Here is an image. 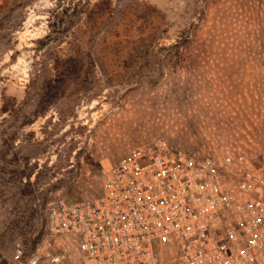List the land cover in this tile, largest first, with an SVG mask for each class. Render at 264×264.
Instances as JSON below:
<instances>
[{
  "label": "rangeland",
  "instance_id": "obj_1",
  "mask_svg": "<svg viewBox=\"0 0 264 264\" xmlns=\"http://www.w3.org/2000/svg\"><path fill=\"white\" fill-rule=\"evenodd\" d=\"M158 144L264 167V0L1 1L0 264L62 245L46 204Z\"/></svg>",
  "mask_w": 264,
  "mask_h": 264
},
{
  "label": "built area",
  "instance_id": "obj_2",
  "mask_svg": "<svg viewBox=\"0 0 264 264\" xmlns=\"http://www.w3.org/2000/svg\"><path fill=\"white\" fill-rule=\"evenodd\" d=\"M44 224L62 245L17 244L12 264H264V167L158 144L104 168L99 197L47 203Z\"/></svg>",
  "mask_w": 264,
  "mask_h": 264
},
{
  "label": "trees",
  "instance_id": "obj_3",
  "mask_svg": "<svg viewBox=\"0 0 264 264\" xmlns=\"http://www.w3.org/2000/svg\"><path fill=\"white\" fill-rule=\"evenodd\" d=\"M191 42V39L188 38L187 36V33L183 36H181L179 38V40H177L174 44L170 45V46H167V49L165 51H168V52H172V51H175V52H178L179 50L181 49H186V45L187 44H190Z\"/></svg>",
  "mask_w": 264,
  "mask_h": 264
}]
</instances>
